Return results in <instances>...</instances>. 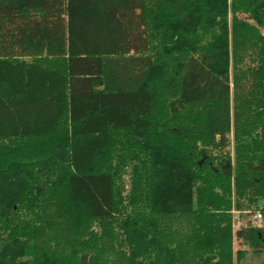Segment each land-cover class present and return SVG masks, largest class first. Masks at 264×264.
<instances>
[{
	"label": "trees",
	"instance_id": "16d2710c",
	"mask_svg": "<svg viewBox=\"0 0 264 264\" xmlns=\"http://www.w3.org/2000/svg\"><path fill=\"white\" fill-rule=\"evenodd\" d=\"M260 208L264 0H0V264H253Z\"/></svg>",
	"mask_w": 264,
	"mask_h": 264
},
{
	"label": "rangeland",
	"instance_id": "374dc122",
	"mask_svg": "<svg viewBox=\"0 0 264 264\" xmlns=\"http://www.w3.org/2000/svg\"><path fill=\"white\" fill-rule=\"evenodd\" d=\"M231 72L233 73L232 67H231ZM230 81H231V96H232L233 92H234V86H235L233 77H231ZM245 83L246 82H244L243 84L245 85ZM231 105L233 106V102H231ZM231 111H232L231 140H232V144H234V139H233L234 138V119H233V110H231ZM232 144H231V147L226 149V151H230V154L232 156V165L234 166V146ZM252 211L250 210V211H244V212H234V229H237L240 226H245L249 220V214L247 212H252ZM263 226H264V223H263ZM263 226L257 227V228H263ZM240 248H243V249L246 248V249L251 250V248L248 246L244 247L240 243H238L237 241L234 242V249L237 250ZM247 259L253 264H262V263H264V252H261V253L256 254V255L252 254L249 257L247 256Z\"/></svg>",
	"mask_w": 264,
	"mask_h": 264
},
{
	"label": "built area",
	"instance_id": "2783aa9c",
	"mask_svg": "<svg viewBox=\"0 0 264 264\" xmlns=\"http://www.w3.org/2000/svg\"><path fill=\"white\" fill-rule=\"evenodd\" d=\"M249 214L248 222L251 223L253 227H262L264 223V212L260 208L255 212H247Z\"/></svg>",
	"mask_w": 264,
	"mask_h": 264
},
{
	"label": "water",
	"instance_id": "95a60500",
	"mask_svg": "<svg viewBox=\"0 0 264 264\" xmlns=\"http://www.w3.org/2000/svg\"><path fill=\"white\" fill-rule=\"evenodd\" d=\"M229 167L231 168L232 166L230 165Z\"/></svg>",
	"mask_w": 264,
	"mask_h": 264
}]
</instances>
